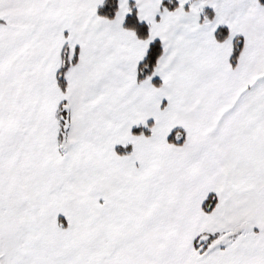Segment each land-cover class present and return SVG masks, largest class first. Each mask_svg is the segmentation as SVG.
Returning <instances> with one entry per match:
<instances>
[{"label":"snow or ice","instance_id":"obj_1","mask_svg":"<svg viewBox=\"0 0 264 264\" xmlns=\"http://www.w3.org/2000/svg\"><path fill=\"white\" fill-rule=\"evenodd\" d=\"M0 264H264V0H0Z\"/></svg>","mask_w":264,"mask_h":264}]
</instances>
